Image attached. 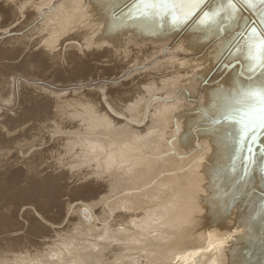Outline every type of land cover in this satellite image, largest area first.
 Masks as SVG:
<instances>
[{
  "label": "bare ground",
  "instance_id": "1",
  "mask_svg": "<svg viewBox=\"0 0 264 264\" xmlns=\"http://www.w3.org/2000/svg\"><path fill=\"white\" fill-rule=\"evenodd\" d=\"M232 4L204 0L192 17L177 22L142 17L132 0H0V104H16L12 112L0 111V264H264L260 157L241 172L237 125L220 119L230 93L264 83L258 63L264 4ZM212 11L217 14L200 24L203 12ZM250 52L257 57L254 71ZM17 70L46 81L103 83L77 92L30 85L38 94L24 89L16 99ZM129 72L123 81H110ZM70 93L72 103L62 104ZM90 128L113 136L86 137ZM81 129L78 141L61 135ZM259 140L264 144V132ZM77 144L84 150L77 164L91 168L85 175H72L58 160L60 150ZM20 176L22 188L16 186ZM122 178L132 191L116 200L132 212L136 229L126 225V212L96 228L97 207L89 210L90 203L85 219L76 208L72 227L94 242L53 259L44 247L27 244L26 233L38 217L45 219L49 201L36 192L38 184L92 185L94 196ZM140 182L146 184L139 188Z\"/></svg>",
  "mask_w": 264,
  "mask_h": 264
},
{
  "label": "rangeland",
  "instance_id": "2",
  "mask_svg": "<svg viewBox=\"0 0 264 264\" xmlns=\"http://www.w3.org/2000/svg\"><path fill=\"white\" fill-rule=\"evenodd\" d=\"M261 13H264V5H263V9H262V12ZM22 45H24L23 43H22ZM134 70L132 69V70H130V72H133ZM130 72L129 73H126V74H123V75H120L119 77H117V79H114V80H110L111 82H118V81H123V80H125V78L130 74ZM14 77H15V80H16V83H18V91L16 92V99H17V97H18V93H23V91L22 90H24V91H26L27 93H30V92H33L34 94H38V89L37 88H35V89H29V88H27V87H29L30 85H36V86H41V85H44V86H46V87H44V88H50L51 90H54V91H56V92H65V91H67V92H73V90L75 91V92H77V91H81V90H84V89H86V88H88V87H95L96 89H99V87H100V85L103 83L101 80H98V79H96V80H87V81H82V82H76V81H73V83H72V80H70V81H66V82H54V81H50V80H43V79H41L40 77H35V78H33L32 77V75L31 74H29V73H24V72H21L20 70H17V71H15V73H14V75H13ZM125 76V77H124ZM81 94H84L85 92H80ZM80 95V94H79ZM65 100L66 101H69V102H71L72 103V93H70V94H67L66 96H64L63 98H61V100L60 101H62L61 103L62 104H65ZM16 107V104H15V106L14 107H10V105H8V106H3V105H1L0 104V111H1V108H3V109H7L8 110V112H12V110L14 109ZM222 117V116H221ZM219 118H220V116H219ZM217 119H218V117H217ZM220 119H223V118H220ZM237 124H235V126H236ZM89 127H92V125L90 124L89 125ZM236 129H237V139L239 140L240 139V137H239V133H238V125H237V127H236ZM68 130L69 129H65V132L67 131L68 132ZM71 131L73 130V129H70ZM99 130V129H98ZM98 130H96V131H92L91 130V128H90V131H88V132H86V131H84V135L86 136V137H89V133H90V135L92 136V135H95L96 134V132L98 133V136H97V134H96V137H97V139H102V137L103 138H105V136H106V138L107 139H109V138H111L112 136H113V134L112 133H105V132H102V131H100V133L98 132ZM264 129H258V130H256L255 132H253V133H250L249 135H246L244 138H243V141L241 142V144H240V148L242 149V151L243 152H241V155H242V157H241V160H242V162H243V164H242V168H241V172H243V171H245V169H247V166H246V164L247 163H249V161H250V157H248V156H251L252 154V152H253V150H254V148L256 149V148H258L256 145L259 143V139H260V137H261V135H262V133L264 132L263 131ZM71 131H69L68 133H70ZM74 131V130H73ZM72 131V132H73ZM72 132L70 133L71 135H72ZM82 129H81V131H80V135H78V132L76 133V134H74V136H71V135H68V133H65L66 135H64V134H61L65 139H66V141L68 142V137L69 138H71L72 140H80L82 137L81 136H83V134H82ZM92 132H94L93 134H92ZM82 134V135H81ZM101 134V136L99 137V135ZM68 135V136H67ZM105 135V136H104ZM109 135H111V136H109ZM257 135V136H256ZM66 136V137H65ZM71 136V137H70ZM99 137V138H98ZM246 138H247V141H245L246 140ZM249 138V139H248ZM251 138V139H250ZM256 138V139H255ZM259 138V139H258ZM255 139V140H254ZM259 140V141H258ZM252 141V142H251ZM249 142H251V143H249ZM253 143V144H252ZM244 144V145H243ZM80 146V147H79ZM249 146L251 147V149H252V151H251V153H249V151H248V148H249ZM64 146H62V148H63ZM73 147V146H72ZM72 147H70V150H65V148H63L62 150H60V156H59V162L61 163V165L62 166H64V167H66V168H68L70 171L72 170V172L73 171H75V172H73L72 173V175L73 174H78V172H79V175H81V173H80V171L82 172V174L83 175H85L86 173L84 172V170L85 171H87L88 169V171H91L90 169L91 168H85V167H83V165L81 166L80 164H77V162H83L82 160H81V158L80 157H82V155L83 154H81V153H84V150L82 149L83 148V146L82 145H74V148H76V149H71ZM78 147V148H77ZM78 149V150H77ZM70 151H72L71 153H70ZM76 151V152H75ZM73 152H74V154H73ZM79 152H81V153H79ZM69 154V156H68V154ZM80 154H81V156H80ZM63 155V156H62ZM66 156H68V157H66ZM147 156V155H146ZM246 156H247V158H248V160L246 159ZM66 158V159H65ZM68 158V159H67ZM70 159V160H69ZM62 160V161H61ZM65 160H67V161H65ZM68 162V163H67ZM65 163H67V166H65L64 164ZM93 163H96V161H93ZM91 164V163H90ZM97 164V163H96ZM92 166H94L93 164H91ZM76 167H78V168H76ZM84 168V169H83ZM74 169V170H73ZM80 169H82V170H80ZM171 172V171H170ZM165 174V173H164ZM159 175H161V173L159 172L157 175H156V177L157 176H159ZM163 175V174H162ZM22 176H20V179H19V181L17 182V184H16V186L17 187H20V188H22V186L23 185H21V184H23V182L21 183V178ZM132 180H134V179H130V181H132ZM124 182V183H123ZM148 182V181H147ZM125 183H128V182H125V180H124V178H122V181H121V179H120V181L117 183H113V184H111V185H105L106 187H104L105 189H103L102 191H101V193L99 192V193H97V195L95 194L94 196H95V198H94V196L93 195H91L94 191H96V189H94L95 187H93L92 185H81V186H79V187H76V186H74V185H65V183L62 181V180H58V179H48L46 182H43L42 183V186H41V184H38L39 186H40V188H38V191H36V192H40V194L43 196V198L45 197V198H47L49 201H48V204H47V209L45 208L44 209V211H42L41 212V214L42 215H44V217H45V219L44 218H37L36 216H38V214H35L34 213V215H35V219L37 218V220L38 221H40L39 223H38V225L37 226H34V228L33 229H31L28 233H26V234H28L27 235V239H25L26 241H27V244H31L32 243V245L34 244V245H38L39 246V248H43L42 250H41V252L43 251V253L44 254H46L47 256L48 255H50V257L53 259V258H56V257H58V256H62V257H64L65 256V254H66V252L68 251V250H77L79 247H81V246H84V243H86V244H88V243H91V242H94V239L93 240H88V241H84L82 238H86V237H90L91 235H88V233L87 234H85V235H83L82 236V234L79 236L78 235V233H75V232H77V229H73V227H72V224L74 223V222H77V218L80 216L81 217V215L82 214H84V212L87 210V208H88V206L86 207V205H88V204H90V203H94L93 205H91V207L89 206V210H91V209H93L94 207H97V208H94L92 211H93V215H94V217L96 218V221L94 220V222H92L93 224H94V226L96 227V228H101L102 226H104L103 225V222H104V224L106 223V222H108V221H110V222H112V221H118L119 222V219H118V217H119V215L121 216V214H120V212H123V213H125L126 212V217H124L123 215V217H124V219H126L127 221H129L130 219H129V217L132 215V212L131 211H129V209L128 208H121V205L118 203V199H121V197L123 196V194H124V192H125V194H126V191H130L131 190V188H130V190H129V186L131 187V184H125ZM19 184H20V186H19ZM116 184V185H115ZM146 184V182H140L139 184H138V187L139 188H141L143 185H145ZM37 185V186H38ZM126 185V186H125ZM91 186H92V188H91ZM109 186V190L107 189V187ZM117 186V187H116ZM123 186V187H122ZM125 186V187H124ZM114 187V188H113ZM163 187H166V185H163ZM119 188V189H118ZM127 189V190H126ZM118 190V191H117ZM121 190V191H120ZM90 192V194H89V192ZM105 191V192H104ZM114 191L116 192V193H114ZM132 191V190H131ZM42 192V193H41ZM113 193V194H112ZM130 192H127V194H129ZM87 196H86V195ZM110 194V195H109ZM91 195V196H90ZM98 195H100V196H98ZM89 197V198H88ZM104 198V200L102 199L101 201L102 202H99L98 200H100L101 198ZM111 197V198H110ZM167 197V196H166ZM165 197V198H166ZM39 198V197H38ZM98 198V199H97ZM96 199V200H95ZM115 199V200H114ZM117 199V200H116ZM91 200V201H90ZM112 200V201H111ZM63 201V202H62ZM64 201H66V202H64ZM88 201H90V202H88ZM95 201H97V202H99V203H96ZM117 202V203H115V202ZM38 203H41V200L40 201H37ZM111 202H113L112 204H111ZM165 202H167V201H165ZM242 202H243V200H242ZM104 203V204H103ZM99 204V205H98ZM103 204V205H102ZM232 204V203H231ZM30 206H32V207H34L32 204H29ZM29 205H27V206H29ZM81 205H82V207H81ZM106 205V206H105ZM110 205L112 206V207H110ZM77 206V207H76ZM84 206V207H83ZM99 206H100V209H99ZM104 206V207H103ZM79 207H80V212H79V216H78V213H77V209H79ZM110 207V208H109ZM77 208V209H76ZM103 208V209H102ZM118 208V209H117ZM62 209H64V210H62ZM83 209V210H82ZM138 209V208H137ZM137 209H134V211L133 212H138V210ZM74 210V212L75 213H73L72 211ZM103 210V211H102ZM106 211V212H105ZM112 211V212H111ZM116 211V212H115ZM71 212V213H70ZM96 212V213H95ZM100 212V213H99ZM129 212L131 213V214H129ZM40 213V212H39ZM53 213H54V215H53ZM57 213V214H56ZM60 213H61V215H60ZM115 213H117V214H115ZM55 214H56V216H55ZM59 214V215H58ZM64 214V215H63ZM69 214V215H68ZM76 214V215H75ZM47 215V216H46ZM97 215V216H96ZM129 215V216H128ZM55 216V217H54ZM68 218H70V219H68ZM70 216V217H69ZM73 216V217H72ZM103 216V217H102ZM107 216V218H105ZM114 216V217H113ZM58 217V218H57ZM74 217H76V218H74ZM99 217H101L100 219H98L97 220V218H99ZM20 218V217H19ZM67 218V219H66ZM82 219H85L84 217H81ZM94 218V219H95ZM105 218V219H104ZM109 218V219H108ZM113 220H112V219ZM34 219V220H35ZM53 219V220H52ZM117 219V220H116ZM132 219L134 220V221H129V222H127L126 221V225H128L129 227H131L132 228V230L133 229H136V226H135V218L132 216ZM42 220V221H41ZM65 220H66V222H65ZM76 220V221H75ZM101 220V221H100ZM29 221H31L32 222V219H30ZM27 222L26 224L27 225H25V227L26 226H28L31 222ZM59 223H58V222ZM61 221H63V222H61ZM68 221V222H67ZM83 221H85V220H83ZM90 220H86V222H89ZM103 221V222H102ZM41 222H44V223H42L41 224ZM139 222H142V219H139ZM65 223H69V224H66L67 225V227H66V225H65ZM99 223V224H98ZM113 223V222H112ZM42 226H41V225ZM44 224V225H43ZM49 226H47V225ZM53 224H54V226H55V228H53L54 226H53ZM61 224H62V226L65 228V229H63V227H61ZM119 224V223H118ZM130 224V225H129ZM59 225V226H58ZM69 225V226H68ZM125 225V226H126ZM36 227V228H35ZM38 227V228H37ZM43 227H46V228H43ZM48 227V228H47ZM53 229H51V228ZM58 227H60V228H58ZM71 227H72V229H71ZM41 228H43V229H41ZM67 228H69L68 229V231L66 230ZM138 228V227H137ZM46 229V230H45ZM60 231H59V230ZM47 230H48V232H47ZM52 231V232H50V231ZM57 232H56V231ZM64 230V231H63ZM75 230V231H74ZM61 231H62V233H61ZM47 232V233H46ZM60 232V233H59ZM74 232V233H73ZM87 232V231H86ZM34 233V234H33ZM72 233H73V235H72ZM38 234H40V236L38 235ZM54 234V235H53ZM59 234V235H58ZM45 235V236H44ZM46 235H48V236H46ZM70 235V236H69ZM39 238H38V237ZM43 236V237H42ZM67 236V237H66ZM34 239V241H33V239ZM53 237V238H52ZM61 237V238H60ZM70 237V238H69ZM79 237V238H78ZM57 238V239H56ZM37 239L39 240V241H37ZM40 239H41V242H40ZM48 239V240H47ZM54 239V240H53ZM59 239V240H58ZM68 241H67V240ZM70 239V240H69ZM79 239V240H78ZM50 240V241H49ZM56 240V241H55ZM58 240V241H57ZM28 241H31V242H28ZM35 241H36V243H35ZM54 241V242H53ZM45 242V244H42V243H44ZM52 244H51V243ZM57 242H58V245H60V247L59 246H57ZM60 242H62V243H60ZM22 243H25L24 241L22 242ZM39 243V244H38ZM48 245H47V244ZM54 244V246H52ZM46 245V246H45ZM50 245V246H49ZM53 247V248H52ZM55 247H58L57 249L55 248ZM50 248H51V250H50ZM61 248V249H60ZM45 249V250H44ZM47 249V250H46ZM55 251H54V250ZM81 249V248H80ZM80 249H78V250H80ZM53 250V251H52ZM63 250V251H62ZM46 251V252H45ZM48 251V252H47ZM49 251H52V253L51 252H49ZM78 252H80V251H77V253ZM21 252H18V254H20ZM48 253V254H47ZM141 253V252H140ZM14 254H16V253H14Z\"/></svg>",
  "mask_w": 264,
  "mask_h": 264
},
{
  "label": "snow or ice",
  "instance_id": "3",
  "mask_svg": "<svg viewBox=\"0 0 264 264\" xmlns=\"http://www.w3.org/2000/svg\"><path fill=\"white\" fill-rule=\"evenodd\" d=\"M260 2L264 4V0H260ZM203 3L204 0H132V7L137 10L140 16L145 18L165 16L170 17L173 21L182 22L192 17ZM228 5L230 8H234L232 0H228ZM216 14V11L203 12L199 23H206ZM251 31L255 32V29H251ZM261 36L264 37V33ZM260 48L264 53V38L260 40ZM248 59L252 61L249 70L254 71L257 57L250 52ZM258 63L264 67V54L260 56ZM229 96L232 103L222 105L221 115L224 120L232 121L238 125L240 139L237 144L239 146L246 135L258 129H264V83L254 87L237 89L234 94L230 93ZM217 122V114L214 113L211 123ZM248 151L249 153L252 151L250 146Z\"/></svg>",
  "mask_w": 264,
  "mask_h": 264
},
{
  "label": "water",
  "instance_id": "4",
  "mask_svg": "<svg viewBox=\"0 0 264 264\" xmlns=\"http://www.w3.org/2000/svg\"><path fill=\"white\" fill-rule=\"evenodd\" d=\"M263 6V5H262ZM262 14V13H261ZM262 18H264V14L262 15ZM262 24V23H261ZM262 28L264 29V23L262 24ZM224 120V119H223ZM228 121V120H227ZM261 141V140H260ZM260 141L259 143L256 145L258 146L257 149H254L253 152L251 153L252 155L251 156H248L250 157V161L249 163H247L246 165L249 166V168H251L253 166V164H256V156L260 157V163L257 165L258 166V170H259V173L261 174V177H263L264 179V144H260ZM252 142V141H251ZM250 142V143H251ZM260 153H262L261 156ZM245 172V171H244ZM245 174H242V176H244Z\"/></svg>",
  "mask_w": 264,
  "mask_h": 264
}]
</instances>
